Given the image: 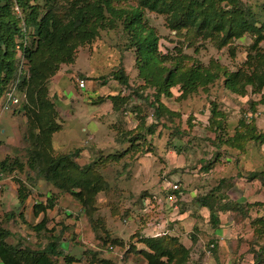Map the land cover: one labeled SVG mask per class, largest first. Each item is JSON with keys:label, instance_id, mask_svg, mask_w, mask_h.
I'll use <instances>...</instances> for the list:
<instances>
[{"label": "rangeland", "instance_id": "374dc122", "mask_svg": "<svg viewBox=\"0 0 264 264\" xmlns=\"http://www.w3.org/2000/svg\"><path fill=\"white\" fill-rule=\"evenodd\" d=\"M242 1L254 11L264 5V0ZM144 17L160 36V51L174 53L178 46L203 64L210 58H217L229 69H235L244 59L246 45L251 41L248 36L236 40L234 58L227 48L217 50L207 41L198 51H194L193 46H186L169 31L162 15L146 11ZM75 54L74 62L61 65L57 75L52 78L53 82L56 78L58 80L53 83L57 86L52 87L59 94L54 96L53 89L49 90L52 94L49 93V96L56 104V120L61 125L52 136V147L55 153L79 149L81 154L78 161L83 165L89 161L100 162L107 187L96 197L93 219L97 227H92L80 204L70 194L59 191L43 179L36 180L33 172L30 174L35 180L29 181L26 165L22 170L3 173L2 178L14 174L11 179L15 184V192V179L27 185L32 191L29 196L33 205L34 201H40V197L53 204L59 193L63 198L62 206L74 208L69 214L58 209L62 215L60 222L55 221L53 215L47 216L52 232L58 234L60 231V235L65 237L62 252L77 259L72 264H91L92 250L98 251V258L112 259L115 264H145L143 258L132 252L130 247H143L139 236H159L164 233L177 235L189 247L191 261L188 264H253L252 254L248 252L249 243L254 241L257 249L264 239L254 238L250 219L257 212L264 214V205L255 206L250 218L239 222L232 219L230 212H218L220 223L216 229L209 221V210L230 200L253 202L261 199L264 202V188L256 182L246 181L244 177L249 170L263 167L264 142L249 143L244 153L214 143L211 140L213 134L207 128V119L211 101H216L218 107L228 115L227 131L232 135L241 114L244 112L247 115L251 111L248 101L255 100L259 94L248 93L239 97L216 84L210 87L208 93L199 89L187 98H180L178 87H173L172 95L162 97L161 101L170 110L178 112L179 116L173 121L161 117L152 134L143 129L144 139H138V150L130 149L132 142L127 140L132 134H126L125 131L134 129L131 133L134 132L142 115L146 117L145 125H149L153 120V109L149 103L150 89L142 85L133 52L126 48L124 34L120 29L100 30L96 39L79 46ZM119 70H123L127 76L128 86L115 79L114 74ZM81 79L85 80L83 88L78 87ZM133 91L142 94V98ZM117 94L127 97V100L120 109L115 110L109 95ZM256 106L258 116L264 115V104ZM18 112L21 115H17ZM18 112L13 115L10 109L0 110V130H5L0 133V145L9 148L7 139L14 135L16 138L13 143H17L10 151H6V154L12 155L5 157L7 163L13 157L22 162L26 159V120L22 110ZM263 119L260 126L264 128V124H261ZM178 130L184 131L181 136ZM216 156L219 160H215L207 172L201 171L203 163L213 161ZM222 178L225 181L215 195L209 196V206H200L197 197L207 193ZM174 183L182 190L177 202L167 198L169 186ZM0 184H3L0 192V225L10 231L7 240L31 248L44 245L46 241L41 237L42 233L37 235L32 230L37 222L33 210L29 214L19 212L21 205L17 197L3 182ZM50 187L59 192L52 193ZM106 232L118 239L121 245H102L99 237L105 236ZM192 235L197 238L195 243H192ZM210 240L216 241L214 255L208 247ZM236 245L237 250L233 252ZM59 264H66L62 257L59 258Z\"/></svg>", "mask_w": 264, "mask_h": 264}, {"label": "trees", "instance_id": "16d2710c", "mask_svg": "<svg viewBox=\"0 0 264 264\" xmlns=\"http://www.w3.org/2000/svg\"><path fill=\"white\" fill-rule=\"evenodd\" d=\"M150 11L164 17V24L186 46L198 51L203 42H209L217 50L227 48L231 57L236 56V40L248 36L250 43L246 45L244 59L237 68L229 69L217 58H210L206 64L184 53L176 47L174 53L162 52L158 49L160 36L156 29L144 17ZM120 29L125 36L126 48L133 52L138 76L145 89H150V106L153 120L145 125V116L140 117L136 130L125 131L132 134L127 141L132 142L130 149H137L138 139H144L142 130L149 134L166 117L173 121L178 112L170 110L161 101L162 97L172 95L171 89L178 87L180 98H187L197 90L206 93L216 84L234 95L243 97L248 93L259 94L258 100L250 99V112H256L255 106L264 102V5L254 11L242 0H0V110L5 101V93L10 89L20 65L18 49L25 60L26 73L19 85L25 93V99L18 109L22 110L26 120L24 141L25 161L13 157L9 163L0 161V172L10 173L14 170L28 168L27 179L32 182L43 179L60 191L70 194L84 212L92 227L96 211V197L107 187L101 172L100 162H77L80 150L69 153H55L52 147V136L61 125L57 122L56 104L49 96L50 79L60 70L61 65L73 63L79 46L96 39L100 30ZM27 40V43H26ZM122 85L128 86V78L123 70L114 74ZM136 96L142 98L137 91ZM145 100H147L146 96ZM113 108L118 110L127 100L120 95L110 96ZM99 100H102L99 97ZM207 119V128L213 134L214 143L236 149L241 153L247 150L251 142H264V131L256 124L254 115L246 119L241 114L238 125L232 135L227 131V116L216 101H211ZM163 126H166L163 123ZM184 131H177L181 136ZM128 150V149H127ZM219 153V152H218ZM215 160L206 161L201 171L207 172ZM246 181L264 188V164L260 169L249 170L244 175ZM225 181L198 196L200 206H209V196ZM17 184V199L23 205L31 189L21 180ZM32 188V187H31ZM257 191H259L257 189ZM170 192V190H169ZM179 200L182 190H171ZM261 200L234 202L230 200L218 208L209 210V221L213 229L219 227L218 212L227 211L236 222L250 218L255 206H263ZM53 206L46 204L33 205V214L43 212L42 219L32 226V230L42 236L46 242L36 248L12 244L7 239L10 231L0 225V264H59L62 257L66 264L75 259L69 253H63L59 247L61 235H53L46 227V210ZM257 212V209L255 210ZM94 225V226H93ZM254 238L264 239V214L256 213L250 219ZM67 228V227H65ZM102 245L121 242L110 236L108 232L99 237ZM195 243L196 236H191ZM143 247H130L139 254L145 264H188L190 249L177 235L164 233L159 236H139ZM257 241V240H256ZM254 241L249 243L248 252L252 254L253 264H264V241L255 249ZM210 244H213L210 247ZM209 250L213 255L217 249L216 241H209ZM237 245L233 252L237 250ZM88 251H84L86 253ZM91 264H115L112 259L98 258V251H90ZM234 264V263H232Z\"/></svg>", "mask_w": 264, "mask_h": 264}, {"label": "crops", "instance_id": "0c3cea01", "mask_svg": "<svg viewBox=\"0 0 264 264\" xmlns=\"http://www.w3.org/2000/svg\"><path fill=\"white\" fill-rule=\"evenodd\" d=\"M59 72V71H58ZM57 72V73H58ZM57 73L55 74V75H57ZM54 75V76H55ZM54 76L52 77V78H54ZM52 78H51V84H49V90L52 88L53 89V87H52V85H55V84H53V83H57V78L55 79V82H53L52 81ZM55 86H57V85H55ZM79 87V86H78ZM80 88V87H79ZM53 91L55 92L54 93V96H55V94H59L58 93V91L57 90H55V89H53ZM50 93V92H49ZM51 94V93H50ZM52 95V94H51ZM53 96V97H54ZM62 98L64 99V96L62 95ZM259 99V97L258 98H256L255 100H258ZM259 104H264V102H262V103H258V105ZM257 105V106H258ZM256 106V107H257ZM19 108V106H15V107H11V108H9L11 111H12V114L14 115L15 113H17L18 112V109ZM9 109H7V110H9ZM256 109V108H255ZM1 111H6V110H1ZM257 111V110H256ZM250 112V111H249ZM16 115V114H15ZM17 115H21L19 112H18V114ZM260 115H263V114H260ZM260 115L258 116V115H256L254 118H255V124H256V126L260 129V130H263L264 131V128L263 127H261L260 126V121H262V119H263V116L262 117H260ZM93 117H95V116H93ZM257 120H259V124L257 123ZM263 121H264V119H263ZM262 124V126H263V124H264V122L263 123H261ZM5 132V130H3V129H1L0 130V133H4ZM14 132H15V130H14ZM15 138H16V136L14 135L13 137H11L10 139H7L8 140V144H10V147L9 148H7V147H5L4 145H0V153L1 152H3V155H2V153H1V155L2 156H0V161L2 160V159H5V157L6 156H12V155H10V154H6V151H10L12 148H14L15 146H16V144L17 143H13V141H15ZM12 141V142H11ZM18 141V140H17ZM20 142V141H19ZM20 145H21V142H20ZM4 150V151H3ZM81 154V153H80ZM77 162L79 163V161H78V158H77ZM81 164V163H80ZM14 174H11V175H8L5 179H2L3 178V174L0 172V183L1 182H3L4 184H5V186H6V188L7 189H9L11 192H13V194L17 197V192H15L14 190V187H15V184H14V182L12 181V176H13ZM42 180V179H41ZM39 181V180H38ZM2 188H3V184L1 185L0 184V192H2ZM36 190V189H35ZM50 190H51V192L52 193H55V194H57V192H59L57 189H55V188H51L50 187ZM61 198H62V195L61 194H57L56 195V199H55V203H53V206L51 207V208H48L46 211V216H51V215H53L54 217H55V221H57V222H60L61 220H62V215H61V213H58V209L60 210V212L63 210V213H66V214H69L70 213V211L72 210V209H74V208H71V206L70 207H63L62 206V202L63 201H61ZM48 199V198H47ZM63 199V198H62ZM44 199H42V197H40V201H38V200H36V201H34V204H36V203H43V204H46L47 203V201H43ZM259 200H261V199H259ZM67 204L69 205V203L67 202ZM71 205L73 206L74 204L73 203H71ZM21 208L19 209V212L21 211V212H24L23 214H29V212L31 211V210H33V203H31V196H28V198L25 200V202H24V204L23 205H21L20 206ZM32 207V208H31ZM18 212V213H19ZM44 214H43V212H41V213H39L37 216H35L36 217V220H37V222H39L41 219H42V216H43ZM57 218V219H56ZM36 222V223H37ZM66 223H70L69 221H67ZM46 227L48 228V229H51L52 228V225H49V222H47V224H46ZM58 228V227H57ZM62 228V227H61ZM53 233V235H55V236H57V235H60V231H59V233L58 234H56V231H53L52 232ZM69 233V232H68ZM67 233V234H68ZM65 237L63 236L62 237V241L61 242H59V247L62 249V244H64V241H63V239H64Z\"/></svg>", "mask_w": 264, "mask_h": 264}, {"label": "built area", "instance_id": "2783aa9c", "mask_svg": "<svg viewBox=\"0 0 264 264\" xmlns=\"http://www.w3.org/2000/svg\"><path fill=\"white\" fill-rule=\"evenodd\" d=\"M18 49V58H20V65L18 67V70H17V75H16V78L14 80V83L12 84V86L10 87V89L5 93V101L2 105V110H7L13 106H18L21 104V102L24 101L25 99V94L24 92H22L19 88V85L20 83L22 82V79L23 77L25 76V73H26V66H25V60L23 58V53L21 50H19V48L17 47ZM78 86L80 88H83L85 86V81L83 79H81L78 83ZM23 98V100L21 101V99ZM259 112H255L254 113H248L247 115H245V117H247L248 119L250 117H252V115L256 116L258 115ZM178 188V184L174 183V184H171V186H169V189L168 191L170 190L169 194H168V199L171 201V202H176V195L171 192V190H175ZM213 244H210V247H212Z\"/></svg>", "mask_w": 264, "mask_h": 264}, {"label": "clouds", "instance_id": "9594fccd", "mask_svg": "<svg viewBox=\"0 0 264 264\" xmlns=\"http://www.w3.org/2000/svg\"><path fill=\"white\" fill-rule=\"evenodd\" d=\"M84 80V79H83ZM85 81V80H84ZM25 94V93H24ZM19 106V105H18ZM1 110H2V107H1ZM155 236V235H154ZM156 236H158V235H156Z\"/></svg>", "mask_w": 264, "mask_h": 264}]
</instances>
